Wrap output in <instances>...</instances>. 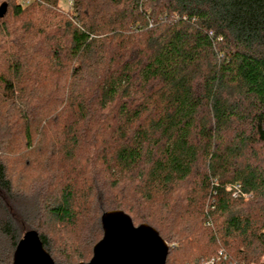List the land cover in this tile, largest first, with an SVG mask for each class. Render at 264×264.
Wrapping results in <instances>:
<instances>
[{
	"label": "trees",
	"instance_id": "16d2710c",
	"mask_svg": "<svg viewBox=\"0 0 264 264\" xmlns=\"http://www.w3.org/2000/svg\"><path fill=\"white\" fill-rule=\"evenodd\" d=\"M3 1L0 264L28 230L57 264L89 261L112 209L159 231L166 264H264V167L246 162L264 145V0ZM18 133L43 166L25 187Z\"/></svg>",
	"mask_w": 264,
	"mask_h": 264
},
{
	"label": "water",
	"instance_id": "95a60500",
	"mask_svg": "<svg viewBox=\"0 0 264 264\" xmlns=\"http://www.w3.org/2000/svg\"><path fill=\"white\" fill-rule=\"evenodd\" d=\"M0 8V17L6 12ZM103 237L94 245L89 261L77 264H166L169 244L148 223L135 225L121 209L102 214ZM12 264H57L43 246L36 230H28L19 240Z\"/></svg>",
	"mask_w": 264,
	"mask_h": 264
},
{
	"label": "rangeland",
	"instance_id": "374dc122",
	"mask_svg": "<svg viewBox=\"0 0 264 264\" xmlns=\"http://www.w3.org/2000/svg\"><path fill=\"white\" fill-rule=\"evenodd\" d=\"M73 1L74 0H60L58 2V13H70L73 6ZM5 1L1 0L0 4L3 3ZM11 4V3H10ZM37 18V15H36ZM29 20H33L36 21L35 19V14H32L31 16H28L27 21ZM16 24H21L23 22V19H21V17L19 18H15V20H13ZM231 134L233 135V132L231 131ZM229 138L231 137V135L228 133ZM51 138L52 137V133H50L49 131L46 132V138ZM52 139V138H51ZM51 139L49 141H51ZM16 144L18 146V152L16 154L11 155V159L8 161V166H7V171H8V175L12 178L13 182L19 186V187H25L28 185V181L29 178H33L34 176L32 174H36L39 173L43 170V166L41 165L40 160L37 163H33L29 166H24V162L25 160H27V158H31V157H26L22 155V151L25 150L24 149V138L21 136L20 133H18L16 135ZM21 155L22 161L21 159L18 158V156ZM245 161V160H244ZM243 161V162H244ZM253 162L257 165H259L261 168L264 167V145L262 144H254L252 146V149H248V151L246 152V162ZM31 197H33L32 195H30ZM25 200H27V204L30 203V205H32V207L34 208V210L36 212H38L37 207V203L35 199L32 198H28ZM31 210V209H30ZM33 212V218L35 217V211ZM32 214V213H31ZM136 225L139 224V222H135ZM27 224L24 222H22V228L25 227ZM54 231V233L52 235H54V244L57 245L59 248H63L62 245H68L72 242L73 240V236H72V232L71 231H67L65 229H63L62 227H56V229L52 230ZM261 262H264V257L261 258Z\"/></svg>",
	"mask_w": 264,
	"mask_h": 264
},
{
	"label": "built area",
	"instance_id": "2783aa9c",
	"mask_svg": "<svg viewBox=\"0 0 264 264\" xmlns=\"http://www.w3.org/2000/svg\"><path fill=\"white\" fill-rule=\"evenodd\" d=\"M227 190L229 191L233 190V195L237 196L239 194L238 192L240 191V184L236 183L234 186H228ZM197 264H236V263L232 262L229 256L223 250H220L216 255L204 259ZM250 264H258V263L252 262Z\"/></svg>",
	"mask_w": 264,
	"mask_h": 264
}]
</instances>
